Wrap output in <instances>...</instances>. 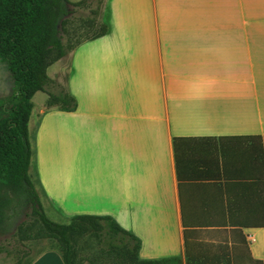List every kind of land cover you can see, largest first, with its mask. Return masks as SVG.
Here are the masks:
<instances>
[{
    "label": "crops",
    "instance_id": "0c3cea01",
    "mask_svg": "<svg viewBox=\"0 0 264 264\" xmlns=\"http://www.w3.org/2000/svg\"><path fill=\"white\" fill-rule=\"evenodd\" d=\"M97 19L46 68L75 108L33 131L44 200L112 218L140 260L264 264V0H101Z\"/></svg>",
    "mask_w": 264,
    "mask_h": 264
},
{
    "label": "trees",
    "instance_id": "16d2710c",
    "mask_svg": "<svg viewBox=\"0 0 264 264\" xmlns=\"http://www.w3.org/2000/svg\"><path fill=\"white\" fill-rule=\"evenodd\" d=\"M85 0H0V61L5 64L18 99L0 118V232L13 227L18 214L26 207L31 224H37V236L53 239L63 264H76L77 246L90 240L98 251L110 257L111 264H178L177 259L140 260L139 241L120 228L108 216L76 215L66 224L50 221L44 214L36 188L28 175L31 148L27 122L37 91L47 95L46 107L74 110V99L47 77L46 68L71 51L76 45L65 44L64 26L72 10ZM101 0L86 19L96 31L85 41L102 36L106 27L96 24ZM23 224L16 226L20 233ZM93 264V262H91Z\"/></svg>",
    "mask_w": 264,
    "mask_h": 264
},
{
    "label": "rangeland",
    "instance_id": "374dc122",
    "mask_svg": "<svg viewBox=\"0 0 264 264\" xmlns=\"http://www.w3.org/2000/svg\"><path fill=\"white\" fill-rule=\"evenodd\" d=\"M95 7L96 0H85L80 7L72 10V14L68 17L67 23L64 26L65 34L63 41L65 44H80L96 31V26L90 27L86 22V19L91 16V10L95 9ZM97 17L96 24L99 22ZM52 82L56 86L52 87L50 90L52 92H57L60 86L58 83ZM60 89L63 91L62 88ZM17 99V89L11 80L5 64L0 61V118L5 117L7 108ZM43 99L44 95L42 94H38L34 97V107L31 110L27 124L28 141L32 151L28 175L36 188L45 216L54 223L66 224L69 218H64L51 204L44 200L33 165V131L36 129L38 121L42 117V114L46 112L47 108L46 104H43ZM28 212V209L25 207L18 214L13 227L6 232H0V264H28L33 258L45 251H59L56 241L50 238L37 236L38 225L36 223L30 225L32 219ZM18 224H23L20 233L16 230ZM74 259L76 264H91V262H93V264H111L110 257L102 255L98 251V247L95 243L90 240H82L79 242Z\"/></svg>",
    "mask_w": 264,
    "mask_h": 264
}]
</instances>
